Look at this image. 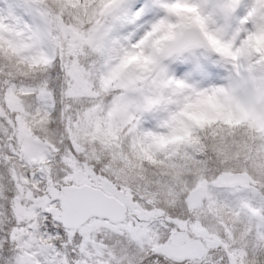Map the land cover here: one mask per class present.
<instances>
[{"label": "snow or ice", "instance_id": "obj_1", "mask_svg": "<svg viewBox=\"0 0 264 264\" xmlns=\"http://www.w3.org/2000/svg\"><path fill=\"white\" fill-rule=\"evenodd\" d=\"M183 5L196 9L203 27L193 15L177 12L166 0H118L103 15L73 0H0V264H49L51 250H41V237L52 238L54 248L67 255L69 264L84 259L72 250L83 237L77 233L69 244L68 231L52 213L35 207V224L28 227L33 221L20 220L14 212L18 204H25L19 177L40 181L41 188L44 183L39 173L28 176L17 139V113L5 102L9 94L21 99L26 112L51 113L54 142L63 133L62 113L75 119L96 106L104 113L119 109V123L129 131L125 151L133 142L171 135L187 109L204 101L221 111L264 121V51L253 43L254 37L264 33V6L257 0H187ZM160 10L174 26L166 42L146 51L152 68L146 75L139 67L123 63L125 42H135L145 22ZM243 36L249 40L238 47ZM205 37L214 38L213 43ZM26 90L32 94L24 97L21 93ZM41 91L50 93L51 100L42 101ZM194 135L198 149L185 150L190 157L184 162L191 172L186 177L189 187L203 179L208 184L206 202L215 201L229 217L238 214L234 233L238 242L228 251L208 250L195 262L145 248L130 257L131 264H231L228 252L233 248L243 254L242 264H264V138L246 125L205 127L195 129ZM58 147L55 178L61 181L56 189L61 197L83 195L69 187L73 181L62 182L65 174L73 172L72 168L59 171L64 167L59 163L62 156L71 154L77 167L87 164L94 175L109 180L112 176L105 167H122L119 160L112 162L107 151L99 162L87 147L85 153L77 154L66 137ZM229 176L233 179L226 182ZM51 203L60 207L59 198ZM249 208L258 215L250 214ZM173 215L193 219L186 209L183 215L179 210ZM173 229L172 223L160 229L159 243H166ZM117 239L105 243L115 245ZM120 247L115 245L117 255H122Z\"/></svg>", "mask_w": 264, "mask_h": 264}, {"label": "rangeland", "instance_id": "obj_2", "mask_svg": "<svg viewBox=\"0 0 264 264\" xmlns=\"http://www.w3.org/2000/svg\"><path fill=\"white\" fill-rule=\"evenodd\" d=\"M104 1H106L107 5L110 7L118 3V0H73L76 4H83L86 9H91L96 5L98 6ZM257 3L264 6V0H257ZM107 5L105 4L99 8L98 13L100 15L105 12L104 10ZM175 10L179 13L193 15L196 22L203 27L199 16L196 15V9L186 5H175ZM249 15H251V13H249ZM254 44L259 51L264 47V33L258 34L255 37ZM148 62V57L141 54L126 61L125 66H131L135 63V66L140 68ZM6 98L11 99V94ZM40 99L42 101H49L48 95L43 91L40 93ZM11 101H14L15 103V100L11 99ZM212 111L215 114L211 116L206 111H201L198 115L205 116V120H210L209 118L212 117L214 120L223 124L238 125L242 123L247 125L250 129H254L258 136L264 138V121H259L248 114L224 112L215 107H213ZM119 116V109L114 108L111 111L104 113L99 106H96L94 109L89 110L84 116H78L77 124L70 128V136L73 140H76L81 135L91 133L99 128L104 130V125H107V129L104 132H115L119 128L126 126L119 123ZM197 117L196 114L187 112L178 124L174 133L167 137L151 139L153 144L151 149L145 148V144L148 140L133 142L129 145V148L132 152H139L144 159L154 164L156 157L155 152L160 151V149H166L171 145L174 147L175 144H177V142L188 133V130L192 127ZM25 130L26 128L24 129L23 124L18 127V141L21 144V151L27 163L28 170L31 171V169L36 167L39 161H44L46 159V152L41 145L29 136L27 130ZM65 165L67 168L73 169V172L68 174L67 178L69 181L74 180V186L87 185L89 179H94V177L89 174V171H82L72 159H67ZM25 180L26 177L21 176L20 181L25 182ZM96 187L103 189L106 194L115 197L121 204L132 208L127 197L114 190L108 184H103L102 186L96 184ZM206 201H208V186L201 188L192 194L188 200V205L193 213V220L189 226L178 224L180 232L176 234L177 236H175L170 243H159L162 237L159 228L162 229V226L156 223V217L158 216V219L162 218L163 220V216L160 214L149 213L140 215L139 213L134 212L132 218L129 219L127 223L113 227H107L105 225L100 226L96 224V220H93L78 231L79 235L83 237V240L78 246L74 247V252H76L78 256H83L84 259L73 260L71 264H113V262L119 264L120 261L123 260L122 249L124 248L120 247L119 251L122 255H117L115 245H118L117 243L129 238L132 239L131 244L137 252L143 251L145 248L158 249L161 254L177 260L201 257L205 254L206 250L210 249H222L228 251L231 245L238 242L234 235L237 231L236 225L239 223L238 214L229 217L222 208L216 206L215 201ZM54 206L55 204H52L49 201V197L47 200L35 201L33 205L30 206V210L23 220H32L33 224L28 225V227H33L36 216L34 208L39 207L41 211L51 213ZM248 211L252 215H258L256 209L249 208ZM135 219L140 222V226L134 225ZM164 222H168L167 219H164ZM23 231L24 230H21V234H23ZM112 237L118 238L115 241V245L105 243L106 240H109ZM71 238L72 235L69 234V244L72 242ZM47 241L48 238L45 239L41 237L38 239L40 248L43 252L51 250V260L49 261V264H51L52 261H56L57 257H59L57 264H69L67 255L57 251L52 244H47ZM105 254L107 255V258H105ZM228 255L231 264H242L243 254L239 249L233 248L232 251L228 252Z\"/></svg>", "mask_w": 264, "mask_h": 264}, {"label": "trees", "instance_id": "obj_3", "mask_svg": "<svg viewBox=\"0 0 264 264\" xmlns=\"http://www.w3.org/2000/svg\"><path fill=\"white\" fill-rule=\"evenodd\" d=\"M105 4L107 5L106 1L94 7L96 8V11L99 12V8ZM109 8L111 7L107 5L104 11L106 12ZM104 13H102L101 15H103ZM260 51H264V47H262ZM43 92L48 95L50 101V93H47L45 91ZM31 94L32 93L30 90H26L21 93V95L24 97L30 96ZM73 95H76V93H73ZM11 96V99L15 100V103L8 98H5V102L7 103L10 111L17 113V139L18 127L23 124L24 129L26 128L29 136L35 142L41 145L46 152V159L44 161H39L36 167L31 169V171L28 170L29 177L35 176L36 173L41 174L44 183L43 188L40 187V181L34 182L33 180L26 178L25 182H21V177H19L18 188L22 196L24 197L25 204H18L14 208V212L20 220H23L26 217V214L30 210V206L33 205L35 201L47 200L48 190L50 188H57V186L61 183V181H57L55 178L57 175L56 169L58 167L55 157L60 151L58 144L61 143L63 138L66 137L67 140L72 144V147L77 154L85 153V148L87 147L88 151L91 153L92 158L96 159L97 162H99L101 155H103L105 151H107V154L111 158L113 163L119 160L122 167L112 169L111 165H109L104 169V171L110 172L112 180L106 179L103 176L94 175L91 171V167L87 164L79 168L82 171H89V174L94 177L93 180H88L87 185L100 189L96 187V184L99 186L108 184L114 190L127 197L130 205H132V208L129 209L128 220L132 218L134 212L139 213L140 215L151 213L160 214L163 216V220L162 218H159V221L158 216L156 215V223L162 226V228L166 227L168 223L175 224L176 229H178V224L189 226L193 219L181 220L178 218V216L173 214L176 213L177 210H179V214L183 215L184 210L186 209L187 212L193 217V213L191 212V209L188 205V200L196 191L208 186L206 181H204L203 179H198L193 187H189V181L186 179V177L190 175L191 172L187 168L186 163H184L185 161L190 160V157L185 150L189 148L197 150L199 146V141L195 138L194 130L216 125H221L222 127L226 128H238L244 125L242 123L238 125L223 124L217 120H214L212 117L209 118L210 120H205V116L197 115L198 117L196 118V121L194 122L192 127L188 130V133L179 142H177L174 147L173 145H171L166 149H160V151L155 152L156 157L155 163L153 164L144 159L139 152H132L129 147L127 151H125L124 140L129 135L127 126L119 128L115 132L107 133L104 132L107 129V125H104V130L99 128L98 130L83 134L76 140H73L70 136V128L77 124L79 115H77L75 119H72L71 117H64L62 113L61 123L63 124V133L61 134V139L54 142L55 133L50 128V125L55 123V121L53 120L51 113L49 111L39 109L34 113L26 112L24 110V105L21 99L14 94H11ZM49 107H51V105H49ZM0 114L3 113L0 112ZM65 151H67V149H65ZM98 152L100 153V155H97ZM67 159H72L77 163V161L74 157L71 156V154L62 156L59 163L63 164L64 167L59 168V171H66L67 167L65 165V161ZM261 164H264V160L261 161ZM67 175L68 174H65V176L62 178V182L65 185L69 184ZM151 177H155V179H151ZM13 179H16V177L14 176ZM72 181L73 183L71 185H74V180ZM113 181H115V183ZM117 184L120 185L119 190H117ZM100 190L106 194L103 189ZM35 192H40L42 194L40 196H34ZM134 197H136V199H134ZM181 197L184 198L183 201L181 200ZM51 213L53 215V218L58 220V208L56 205L54 206ZM164 219H167L168 222H164ZM95 222L100 226L105 225L107 227H112L102 221ZM160 229L161 228H159V230ZM176 229H173L171 231L172 235H169L166 243H170L172 239L177 236L176 234L180 232V230L177 231ZM77 233L79 234V232H68V234L72 236ZM51 240L52 238H48V241L46 243L52 244ZM131 243V238L117 243L118 245L120 244L121 248H124L122 249L123 260H121L119 264H125V262H127V264H131L130 257H132L137 252L135 251ZM63 246L64 245H62V247ZM72 250L75 251L74 248ZM151 250L153 252L160 253L158 249ZM127 251L129 254L127 253ZM165 256L168 257L167 255ZM202 257L203 256L190 259L187 258V260H189L190 262H195ZM172 259L177 260L175 258Z\"/></svg>", "mask_w": 264, "mask_h": 264}, {"label": "water", "instance_id": "obj_4", "mask_svg": "<svg viewBox=\"0 0 264 264\" xmlns=\"http://www.w3.org/2000/svg\"><path fill=\"white\" fill-rule=\"evenodd\" d=\"M231 176L226 182H231ZM243 179V177L241 178ZM83 195L69 198L61 197L56 189L48 192L49 201L60 199L59 221L67 231H79L91 220L105 221L112 226L123 224L127 217V208L116 198L105 195L101 190L88 185L69 186ZM65 192V189H61ZM140 226V222H136Z\"/></svg>", "mask_w": 264, "mask_h": 264}, {"label": "clouds", "instance_id": "obj_5", "mask_svg": "<svg viewBox=\"0 0 264 264\" xmlns=\"http://www.w3.org/2000/svg\"><path fill=\"white\" fill-rule=\"evenodd\" d=\"M166 2L174 5H183L187 0H166ZM146 27L142 31H139L135 36V42L127 44V52L123 57V63L131 60L133 57L139 56L141 54L146 55V51L149 49L156 48L157 46L163 44L169 39V34L173 28V22L169 18L168 14L163 10L158 11L150 21L145 22ZM208 43H213L214 38L205 37ZM249 40L248 36H243L239 41V46H243ZM253 43H255V37L253 38ZM147 56V55H146ZM131 66H135L133 63ZM119 67V64L117 65ZM143 74H151L152 68L150 62L146 65L140 67ZM113 90H116L113 88ZM213 106L211 101H204L201 103L193 104L187 109V112L198 115L201 111H206L210 116L215 113L212 111ZM153 144L151 139L145 144L146 149H151Z\"/></svg>", "mask_w": 264, "mask_h": 264}]
</instances>
